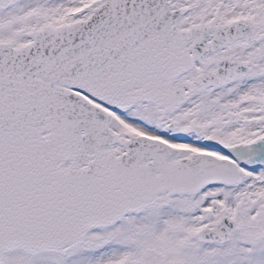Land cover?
Wrapping results in <instances>:
<instances>
[{
    "label": "snow or ice",
    "instance_id": "1",
    "mask_svg": "<svg viewBox=\"0 0 264 264\" xmlns=\"http://www.w3.org/2000/svg\"><path fill=\"white\" fill-rule=\"evenodd\" d=\"M0 264H264V0H0Z\"/></svg>",
    "mask_w": 264,
    "mask_h": 264
}]
</instances>
